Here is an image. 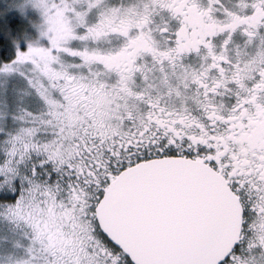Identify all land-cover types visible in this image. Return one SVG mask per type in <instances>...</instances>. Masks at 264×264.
Instances as JSON below:
<instances>
[{
    "label": "snow or ice",
    "instance_id": "obj_1",
    "mask_svg": "<svg viewBox=\"0 0 264 264\" xmlns=\"http://www.w3.org/2000/svg\"><path fill=\"white\" fill-rule=\"evenodd\" d=\"M0 264H264V0H0Z\"/></svg>",
    "mask_w": 264,
    "mask_h": 264
}]
</instances>
